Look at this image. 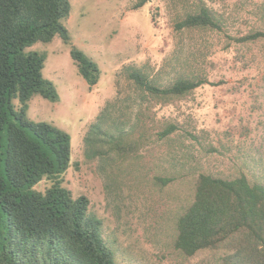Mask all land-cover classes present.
<instances>
[{
	"label": "rangeland",
	"instance_id": "1",
	"mask_svg": "<svg viewBox=\"0 0 264 264\" xmlns=\"http://www.w3.org/2000/svg\"><path fill=\"white\" fill-rule=\"evenodd\" d=\"M69 1L64 25L70 44L56 35L26 48L44 57L42 75L53 84L57 100L36 94L27 101L25 115L66 131L71 138V161L63 184L72 196L89 199L88 212L101 219V234L118 264H220V250L184 257L172 247L173 219L182 201L187 198L186 205L191 201V182L176 199L169 191H152L147 182L138 201L124 197L125 191L106 195L97 163L84 158L82 138L107 104L125 114L140 109L126 67L138 68L160 87L179 77L201 78L203 84L180 98L146 101L151 119L145 123L154 129L172 124L175 130L151 147L154 156L147 151L148 158L140 163L144 171L152 162L148 169L152 167L153 175L158 160L171 169L169 159L178 158L180 177L188 180L199 173L264 174L247 164L250 154L264 157L262 43L235 40L264 30V0H149L136 9L137 0ZM201 5L220 20L221 29L176 28ZM71 48L97 64L100 75L92 87L79 74Z\"/></svg>",
	"mask_w": 264,
	"mask_h": 264
},
{
	"label": "trees",
	"instance_id": "2",
	"mask_svg": "<svg viewBox=\"0 0 264 264\" xmlns=\"http://www.w3.org/2000/svg\"><path fill=\"white\" fill-rule=\"evenodd\" d=\"M148 1L137 0L133 9ZM70 10L69 0H0V264H118L101 234V219L88 212L89 199L72 196L63 184L71 161L70 135L25 115L27 101L36 94L57 100L53 84L42 75L44 57L26 48L56 35L70 44L64 25ZM184 27L219 30L221 23L201 5L176 25ZM235 40L261 41L264 53V30ZM70 54L88 86L95 85L97 64L78 49ZM125 70L138 91L140 109L125 114L107 104L82 138L84 158L97 163L105 194L125 191L124 197L138 201L147 182L152 191H169L176 199L191 182V201L186 205L185 198L173 219L172 247L184 257L220 250V264H264V174L199 173L188 180L180 177L178 158L169 159L171 169L158 160L153 175L152 162L146 171L140 164L175 130L172 124L160 129L146 124L151 119L146 101L180 98L204 79L179 77L160 87L136 67ZM248 160L249 167L263 172L264 157L250 154Z\"/></svg>",
	"mask_w": 264,
	"mask_h": 264
}]
</instances>
